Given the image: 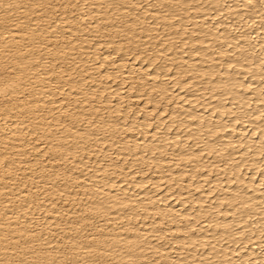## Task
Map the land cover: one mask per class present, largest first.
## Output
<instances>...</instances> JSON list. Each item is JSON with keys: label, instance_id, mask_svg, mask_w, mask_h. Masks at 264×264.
<instances>
[{"label": "bare ground", "instance_id": "bare-ground-1", "mask_svg": "<svg viewBox=\"0 0 264 264\" xmlns=\"http://www.w3.org/2000/svg\"><path fill=\"white\" fill-rule=\"evenodd\" d=\"M4 62L0 264H264V0H0Z\"/></svg>", "mask_w": 264, "mask_h": 264}, {"label": "rangeland", "instance_id": "rangeland-1", "mask_svg": "<svg viewBox=\"0 0 264 264\" xmlns=\"http://www.w3.org/2000/svg\"><path fill=\"white\" fill-rule=\"evenodd\" d=\"M53 1H55V0H53ZM3 64H4V65H3ZM5 64H6V65H5ZM8 65H9V64H8ZM8 65H7V63H5V62L2 63V65L0 64V69H1L0 72H2V73H1L2 76H4V75L6 74V72H9L8 74L12 73V71H13L14 68H12L10 65H9V66H8ZM8 67H9V68L11 67L12 70H11V68L9 69ZM5 68H6V69H5ZM4 70H5V72H4ZM10 71H11V72H10ZM242 71H243V70H241V72H242ZM244 71H246V70H244ZM244 71H243V72H244ZM3 73H4V74H3ZM8 74H7V75H8ZM127 83H128V82L125 83V86L128 85ZM6 97H7V96H6ZM9 97H10V96L8 95V97L5 98V100H7V101L9 102V103L7 104L8 106H10L9 104L12 103V101H11V99H10ZM133 99H134V98H133ZM9 100H10V101H9ZM134 102L137 103L138 101H136V99H134ZM141 104H143V103H141V101H140V104H139V105L142 106ZM160 105H161V104H160ZM172 105H173V103L169 102V103H168V108H170ZM143 111H144V109L141 110V112H143ZM166 116H167V114H166ZM263 117H264V113L262 114V118H263ZM262 118L260 119V121H261V120L263 121ZM263 124H264V121H263ZM253 136H254V135H253ZM257 136H258V135H257ZM254 138H255V139H258V137H256V136H255ZM39 143H41V144H42L41 147L44 148V145H45V143H46L45 140L40 139V140H39ZM45 147H47V146L45 145ZM47 153H48V154H47ZM47 153H46V155H45V158L47 159L48 164H50V163L52 162L51 153L49 154V151H47ZM252 153H253V152H251L250 155H251ZM32 154H33V153L31 152V153H30V157H32V156L34 155V154H33V155H32ZM252 155H253V154H252ZM252 155H251V156H252ZM49 157H51V158H49ZM49 162H50V163H49ZM220 166H222V163H220ZM49 170H50V172H52L51 169H49ZM260 171H261V170H260ZM260 171H258L259 173L257 172V174H258L259 176H255L256 179L260 178V175H262V174H261L262 171H261V172H260ZM46 172H49V171L47 170ZM148 172H149V173H148ZM148 172H147V173L150 174V173H152V170H149ZM148 174H147V175H148ZM246 174H248V173H246ZM246 174H245V175H246ZM263 175H264V174H263ZM243 176H244V175H243ZM244 177L246 178V180H249V179H250L249 174L246 175V176H244ZM248 177H249V178H248ZM230 179H232V181H234L233 176H231ZM258 180H259V179H258ZM258 180H256V182H258ZM230 183H231V182H230ZM233 183H235V182H232V183H231L232 186L235 185V184L233 185ZM223 185H224V184H223ZM225 185H226V183H225ZM165 186H166V184L161 183V185H160V191H161V192L164 191ZM162 187H163L164 189H161ZM36 188H37L38 191L42 189L41 186H38V187L36 186V187L32 188L31 191H34V190H35V192H38V191L36 190ZM47 188L51 190V188H50L49 186H47ZM191 190H192L191 192L194 193L193 188H192ZM158 192H159V191H158ZM161 192H159V193H161ZM216 192H217V191H215V192H213V193H216ZM162 193H163V192H162ZM251 194H254V193H251ZM254 195L258 198V201H259V198H260V196H261L262 194H260V195L258 194V195H257V194L255 193ZM254 195H253V196H254ZM175 197L178 198L177 201H176V203H177V202L179 203V202H181V200H179V199H182V201H183V200L186 199L187 195H186L185 191H182V194H181L180 197H178V196H175ZM257 198H256V199H257ZM67 199H68V201H66ZM63 201L65 202V203H64V206H66V204H67L68 209H70V207H71L70 205H71V202H72L71 199H70V198H65V200L63 199ZM256 201H257V200H256ZM256 201H255V202H256ZM258 201H257V202H258ZM67 202H70V203H67ZM209 202L211 203V201H209ZM214 203H215V202H213V204H214ZM61 204H63V202H62ZM211 204H212V203H211ZM230 205H231V204H230V201H229V202L226 201V202L224 203V205H223L221 208H223V209H225V208L227 209V208H228V209H229V208L231 207ZM67 207H64V209H67ZM231 208H232V207H231ZM231 208H230V209H231ZM61 212H62V211H61ZM63 213H64V212H63ZM75 215H76V214H75ZM74 218H76V217H74ZM181 220H182V222H184V221H183L184 219H181ZM201 224H202L203 226H207V225H206V224H207L206 222H204V223L202 222ZM165 225H166V223L163 224V226H165ZM55 235H57V234H55ZM58 239H59V243H62V244H59V247H60V246L62 247V245L65 246V244H66V243H65V240L62 239V238H61V239L58 238ZM60 240H61L62 242H60Z\"/></svg>", "mask_w": 264, "mask_h": 264}, {"label": "snow or ice", "instance_id": "snow-or-ice-1", "mask_svg": "<svg viewBox=\"0 0 264 264\" xmlns=\"http://www.w3.org/2000/svg\"><path fill=\"white\" fill-rule=\"evenodd\" d=\"M249 2H251V0H249Z\"/></svg>", "mask_w": 264, "mask_h": 264}]
</instances>
